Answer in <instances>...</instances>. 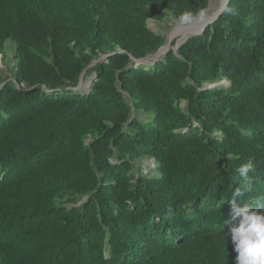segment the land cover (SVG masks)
Masks as SVG:
<instances>
[{"label": "trees", "instance_id": "obj_1", "mask_svg": "<svg viewBox=\"0 0 264 264\" xmlns=\"http://www.w3.org/2000/svg\"><path fill=\"white\" fill-rule=\"evenodd\" d=\"M209 1L0 0V264H235L228 200L264 211V0L132 59Z\"/></svg>", "mask_w": 264, "mask_h": 264}, {"label": "clouds", "instance_id": "obj_2", "mask_svg": "<svg viewBox=\"0 0 264 264\" xmlns=\"http://www.w3.org/2000/svg\"><path fill=\"white\" fill-rule=\"evenodd\" d=\"M197 16L203 19L204 12L184 11L180 14L179 20L181 23H187ZM237 171L245 186L250 187L249 172L254 171L253 161L249 160L242 164ZM241 197L242 192L237 188L228 200L232 208L228 219L224 220V226L228 225L229 228L225 235L231 237L233 250L236 253L235 264H264V211L246 201L237 203L238 198Z\"/></svg>", "mask_w": 264, "mask_h": 264}, {"label": "water", "instance_id": "obj_3", "mask_svg": "<svg viewBox=\"0 0 264 264\" xmlns=\"http://www.w3.org/2000/svg\"><path fill=\"white\" fill-rule=\"evenodd\" d=\"M213 1H214V0H210V1H209V4H208V6H207V8H205V9H203V10H201V11L204 12V11L208 10L209 7L211 6V4H212ZM229 1H230V0H227V2H225V0H222V1H221V3L223 2V3H222V6L220 7V9H219V11L217 12V14H216L215 16H213L211 19L207 20V21L205 22V24H204L201 28L195 30V31L193 32V35H191V36L202 34L208 25L212 24L213 22H215V21L219 18V16H220V15L223 13V11L227 8ZM201 11H200V12H201ZM197 17H198V16H197ZM191 36H189V37H191ZM189 37H187L186 39H184V40H182V41H179V40L176 39V43H175V45H173L174 38H171V39L169 40V43L167 44V40L169 39V37H168L167 40H166V42H165V44H163V45L158 49V51H157L156 53H154V54H152V55H149V56H147L146 58H142V59H136L135 57L132 56V59H133L135 62H137V64L153 65L154 63H156V62L159 60L160 57H162L163 55H165V54H166L169 50H171L172 48L178 49V48L180 47V45H181L183 42H185ZM109 56H110V54L104 55V56H102V57H101L99 60H97V61L106 60V59L109 58ZM97 61H95L94 63H96ZM222 84H225V81H223V82L221 81V82L215 83V84H213V85H210L209 87H216V86H218V85H222ZM2 86H3V84L1 85V87H2ZM82 87H85V85H84V81H83V76L81 77V80H80V82H79V86H78L76 89H79V88H82Z\"/></svg>", "mask_w": 264, "mask_h": 264}, {"label": "bare ground", "instance_id": "obj_4", "mask_svg": "<svg viewBox=\"0 0 264 264\" xmlns=\"http://www.w3.org/2000/svg\"><path fill=\"white\" fill-rule=\"evenodd\" d=\"M222 0H215L212 2L211 6L208 10L204 11V18L201 19L199 16L193 19L191 22L187 23H177L172 31L170 32L169 39L167 40V44L169 43V40L171 38H174V40L177 37V40L182 41L186 39L187 37L193 35V32L199 28H201L205 22L209 19H211L213 16L217 14L220 7L222 6L221 3Z\"/></svg>", "mask_w": 264, "mask_h": 264}, {"label": "rangeland", "instance_id": "obj_5", "mask_svg": "<svg viewBox=\"0 0 264 264\" xmlns=\"http://www.w3.org/2000/svg\"><path fill=\"white\" fill-rule=\"evenodd\" d=\"M179 22H180V20H174V19L170 20L168 18L166 20H163V21H156V20L151 19V20H149L148 25L155 32L164 35L166 37V40H167V38L169 37L170 32L172 31L173 27ZM176 39H177V37H176ZM8 43L11 46L13 44L11 41H9ZM8 56H10V55L8 54ZM6 69H7L6 64L2 61V56L0 55V70H6ZM223 81H225V83H226V80H223ZM153 161L154 160L151 159V160H148L146 162L149 164H152ZM142 165H144V163H142ZM147 171L148 170H146V172Z\"/></svg>", "mask_w": 264, "mask_h": 264}, {"label": "built area", "instance_id": "obj_6", "mask_svg": "<svg viewBox=\"0 0 264 264\" xmlns=\"http://www.w3.org/2000/svg\"><path fill=\"white\" fill-rule=\"evenodd\" d=\"M154 162V161H153Z\"/></svg>", "mask_w": 264, "mask_h": 264}]
</instances>
